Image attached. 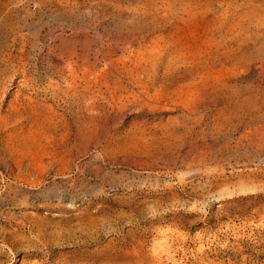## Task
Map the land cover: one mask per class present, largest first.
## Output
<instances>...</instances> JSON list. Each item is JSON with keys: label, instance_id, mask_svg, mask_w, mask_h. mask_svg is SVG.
<instances>
[{"label": "rangeland", "instance_id": "1", "mask_svg": "<svg viewBox=\"0 0 264 264\" xmlns=\"http://www.w3.org/2000/svg\"><path fill=\"white\" fill-rule=\"evenodd\" d=\"M0 61V264H264V0H0Z\"/></svg>", "mask_w": 264, "mask_h": 264}, {"label": "bare ground", "instance_id": "2", "mask_svg": "<svg viewBox=\"0 0 264 264\" xmlns=\"http://www.w3.org/2000/svg\"><path fill=\"white\" fill-rule=\"evenodd\" d=\"M209 23V25H212V27H215L216 25H217V22H208ZM236 23V22H235ZM243 23V22H242ZM254 23V22H253ZM160 24V23H159ZM158 24V25H159ZM168 24V23H167ZM257 24V23H256ZM260 24H261V22H260ZM164 25V24H163ZM237 25H238V23H237ZM240 25H242V24H240ZM245 24H243V26H244ZM258 25V24H257ZM256 25V26H257ZM153 26V25H152ZM160 26V25H159ZM169 26V25H168ZM251 26V25H250ZM156 27V26H155ZM158 27V26H157ZM166 27V26H165ZM164 27V28H165ZM159 28V27H158ZM163 28V27H162ZM187 28V27H186ZM216 28V27H215ZM214 28V29H215ZM229 28H231V27H229ZM233 28V27H232ZM235 28V27H234ZM240 28V27H239ZM154 29V28H153ZM167 29V28H166ZM177 29V28H176ZM212 29V28H211ZM213 29V30H214ZM218 29V28H217ZM161 30V29H160ZM207 30V29H206ZM243 30V29H242ZM156 31V30H155ZM154 31V32H155ZM204 31V30H203ZM208 31V30H207ZM221 31V30H220ZM244 31V30H243ZM228 32V31H227ZM170 33V32H169ZM172 33V32H171ZM175 33H177V32H175ZM236 33V32H235ZM234 33V34H235ZM239 33V32H238ZM253 33V32H252ZM151 34V33H150ZM159 34V33H158ZM204 34H206V33H204ZM211 34H213V33H211ZM156 35V34H155ZM173 35V34H172ZM176 35V34H175ZM221 35V34H220ZM165 36V35H164ZM213 36V35H212ZM218 36V35H217ZM222 37H224V35H221ZM244 36H246V35H244ZM171 37V36H170ZM173 37V36H172ZM209 37V36H208ZM221 37V38H222ZM230 37V36H229ZM232 37V36H231ZM241 37V36H240ZM257 37V36H256ZM169 38V37H168ZM200 38V37H199ZM220 38V39H221ZM243 38V37H242ZM252 38H254V37H252ZM258 38V37H257ZM152 39V38H151ZM165 39H166V37H165ZM248 40H249V38H247ZM144 40V39H143ZM233 40V39H232ZM235 40V39H234ZM242 40V39H241ZM17 41V40H16ZM133 41V40H132ZM166 41V40H165ZM229 41V40H228ZM236 41V40H235ZM142 42V41H141ZM140 42V43H141ZM218 42V41H217ZM240 42V41H239ZM248 42V41H247ZM140 43H139V45H140ZM167 43V42H166ZM235 43V42H234ZM144 44V43H143ZM226 44V43H225ZM240 44V43H239ZM198 45V44H197ZM233 45V44H232ZM238 45V44H237ZM132 46V45H131ZM221 46V45H220ZM219 46V47H220ZM225 46V45H224ZM139 47V46H138ZM222 47V46H221ZM129 48V47H128ZM189 48V47H188ZM198 48V47H197ZM228 48V47H227ZM230 48V47H229ZM239 48V47H238ZM242 48V47H241ZM240 48V49H241ZM87 49V48H86ZM96 49V48H95ZM139 49H140V47H139ZM167 49V48H166ZM199 49V48H198ZM85 50V49H84ZM109 50V49H108ZM128 50V49H127ZM133 50H134V48H133ZM175 50H176V48H175ZM215 51H216V48L214 49ZM218 50V49H217ZM220 51V50H219ZM221 51H223V50H221ZM233 51V50H232ZM110 52H112V51H110ZM129 52V51H128ZM137 52H138V50H137ZM176 52V51H175ZM212 52V51H211ZM237 52V51H236ZM151 53V52H150ZM173 53V52H172ZM213 53V52H212ZM228 53H229V51H228ZM228 53H226V55L228 56ZM244 53V52H243ZM50 54V53H49ZM209 54V53H208ZM221 54V53H220ZM224 54V53H223ZM230 55H231V51H230V53H229ZM66 55H67V53H66ZM129 55V54H128ZM222 55V54H221ZM71 56H72V54H71ZM212 56V55H211ZM140 57V56H139ZM143 57V56H142ZM217 57V56H216ZM216 57H214L215 59H216ZM222 57V56H221ZM224 57V56H223ZM64 58V57H63ZM69 58V57H68ZM72 58V57H71ZM78 58V57H77ZM86 58V57H85ZM103 58H104V55H103ZM162 58V57H161ZM177 58V57H176ZM191 58V57H190ZM208 58H210V57H207V59ZM212 58H213V56H212ZM132 59V58H131ZM206 59V60H207ZM214 59V60H215ZM219 59H220V57H219ZM243 59V58H242ZM246 59V58H245ZM20 60H21V62L22 63H24V61H25V58H20ZM205 60V61H206ZM216 60H218V59H216ZM69 61V60H68ZM90 61V60H89ZM1 62V61H0ZM86 62V61H85ZM91 62V61H90ZM176 62V61H175ZM193 62V61H192ZM211 62H213L212 60H211ZM219 62V61H218ZM223 62H224V60H223ZM2 63V62H1ZM65 63V62H64ZM63 63V65H65ZM118 63V62H117ZM130 63V62H129ZM142 63V62H141ZM141 63H139V62H135L134 63V66L133 67H131L130 66V68L128 67V66H126V65H123L122 66V68L121 67H119V66H117V64H116V62L115 61H112V62H110L107 66H109V68H107V70H105L98 78L99 79H106L107 77L109 78V76H112V75H114L115 77H116V83L118 84V87H119V89L122 91V92H124V93H129V94H131V95H133L134 96V98H135V100H136V103L138 104H140L141 106H142V108H148V109H150V110H153V112H154V110H159V109H162V108H164L165 106L167 107V104H168V100H167V98L169 97V96H172V95H177V93H178V91H179V89L178 90H175L176 92H169L168 90H170V88H171V85H169V84H158V86H156V85H154L149 79V81L147 82V80H146V78H144L143 79V77H142V74H143V72H144V68H143V66H142V64ZM176 63H178V62H176ZM195 63V62H194ZM215 63V62H214ZM217 63V62H216ZM215 63V64H216ZM236 63V62H235ZM8 64V63H7ZM25 64V63H24ZM81 64V63H80ZM128 64V63H127ZM170 64V63H169ZM188 64V63H187ZM191 64V63H190ZM242 64V63H241ZM73 65H74V63H73ZM173 65V64H172ZM176 65V64H175ZM205 65V64H204ZM208 65V64H207ZM207 65H205V66H207ZM211 65V64H210ZM217 65H218V63H217ZM216 65V66H217ZM232 65V64H231ZM238 65H239V63H238ZM25 66H27L26 64H25ZM170 66V65H169ZM205 66H203V67H205ZM219 66V65H218ZM223 66V65H222ZM226 66V65H225ZM234 66V65H233ZM246 66V65H245ZM76 67V66H75ZM75 67H74V69L73 68H71V69H69V72H70V76H68L67 77V79H65L66 77H64V70H62L61 71V75L59 76L60 77V79L61 80H64V82H65V80H66V82H65V85H66V87H65V90L62 92V94H63V97H65V98H69L70 96H71V94H72V96H76V93L79 91V87H80V84L78 83V80H79V76H78V73L76 72V70H75ZM105 67V66H104ZM148 67V66H147ZM151 67V66H150ZM150 67H148V68H150ZM167 67V66H166ZM187 67V66H186ZM221 66H219V68H220ZM228 67V66H227ZM238 67V66H237ZM236 67V68H237ZM262 67V66H261ZM78 68V66L76 67V69ZM83 68V67H82ZM86 68V67H85ZM91 68V67H90ZM157 68V67H156ZM155 68V69H156ZM180 68V67H179ZM239 68V67H238ZM242 68V67H241ZM259 69H260V66L258 67ZM159 69V68H158ZM169 69V68H168ZM173 69V68H172ZM174 69H176V68H174ZM173 69V70H174ZM178 69V68H177ZM194 69V68H193ZM192 69V70H193ZM203 69V68H202ZM206 69H207V67H206ZM218 69V68H217ZM240 69V68H239ZM247 69H249L248 67H247ZM253 69V67L251 68V70ZM263 69V68H262ZM262 69H260V70H262ZM99 70H100V68H99ZM166 70H167V68H166ZM180 70V69H179ZM182 70V69H181ZM180 70V71H181ZM258 70V69H257ZM83 71V70H82ZM211 72H208L207 74H205L203 77H200L199 79L195 76L196 74H194V73H192V74H194V76L192 75L191 76V78L190 77H188V78H190V80H192V83H191V85H189L188 87H190V86H195V87H198V86H201V87H199V88H201V90H204V88H206V87H208V86H210V85H212L213 84V82H214V80L212 81V79H214L215 77H217V75H218V71H216V69L215 70H210ZM226 72V70H224L223 69V72ZM248 71V70H247ZM154 72H156V71H154ZM175 72H177V71H175ZM192 72V71H191ZM202 72V71H201ZM242 72V71H241ZM250 72V71H249ZM80 73V72H79ZM184 73V72H183ZM233 73L234 72H232V76H233ZM236 73H238V72H236ZM243 73V72H242ZM167 74V73H166ZM198 74V73H197ZM229 74V73H228ZM227 74V75H228ZM230 74H231V72H230ZM229 74V75H230ZM240 74V73H239ZM23 75H24V78H26L27 77V74H26V71H24L23 70ZM146 75V74H145ZM172 75H174V74H172ZM200 75V74H199ZM228 75V76H229ZM236 75V74H235ZM82 76V75H81ZM165 76V75H164ZM170 76V75H169ZM177 76V75H176ZM176 76H174V77H176ZM184 76V75H183ZM198 76V75H197ZM237 76V75H236ZM83 77V76H82ZM166 77V76H165ZM174 77H172V78H174ZM179 77H181V76H179ZM185 77H186V75H185ZM240 77H241V75H240ZM243 77V76H242ZM89 78V77H88ZM120 78L122 79V80H120ZM182 78V77H181ZM187 78V77H186ZM226 78V77H225ZM236 78V77H235ZM179 79V78H178ZM237 79H238V77H237ZM236 79V80H237ZM22 80V79H21ZM176 80V79H175ZM184 80V79H183ZM185 80H187V79H185ZM189 80V81H190ZM219 80H221V79H219ZM224 80V79H223ZM222 80V81H223ZM228 80V79H227ZM81 81V80H80ZM103 81V80H102ZM162 81H163V79H162ZM174 81V80H173ZM172 81V82H173ZM176 81H178V80H176ZM188 81V82H189ZM224 81H226V80H224ZM231 81V80H230ZM30 82V81H29ZM88 82V81H87ZM170 82V81H169ZM171 82V83H172ZM180 82V81H179ZM229 82V81H228ZM235 82V81H234ZM233 82V83H234ZM52 83V82H51ZM161 83V82H160ZM170 83V84H171ZM182 83V82H181ZM224 83V82H223ZM25 84V83H24ZM185 84V83H184ZM187 85H188V83H186ZM237 84V83H236ZM27 85V84H26ZM175 85V84H174ZM224 85V84H223ZM222 85V86H223ZM94 86V85H93ZM173 86V85H172ZM185 86V85H184ZM51 87V90L53 91V90H56V91H60L61 90V88L63 89V87L60 85V84H57V83H55V84H53L52 86H50ZM129 87H132L133 88V90H135V92L134 91H130L129 90ZM177 87V86H176ZM187 87V86H186ZM218 87V86H217ZM220 87V86H219ZM49 88V87H48ZM185 88V87H184ZM191 88H193V87H191ZM45 89V88H44ZM182 88H180V90H181ZM222 89V88H221ZM230 89H232V88H230ZM234 89V88H233ZM183 90V89H182ZM181 90V91H182ZM235 90V89H234ZM237 90V89H236ZM235 90V91H236ZM195 91V90H194ZM207 91V90H206ZM61 92H59L60 94H61ZM84 92V91H83ZM118 92V91H117ZM180 92V91H179ZM229 92V91H228ZM231 92V91H230ZM19 93V92H18ZM80 93H81V91H80ZM79 93V94H80ZM119 93V92H118ZM215 93V92H214ZM232 93V92H231ZM235 93V92H234ZM233 93V94H234ZM94 94V93H93ZM117 94V93H116ZM206 94V93H205ZM232 94V95H233ZM86 95V94H85ZM208 95V94H207ZM212 95V94H211ZM225 95H226V93H225ZM238 95V94H237ZM240 95V94H239ZM113 96V95H112ZM79 97V96H78ZM98 97V96H97ZM131 97V96H130ZM212 97V96H211ZM238 97H240V96H238ZM53 98V97H52ZM76 98V97H75ZM74 98V99H75ZM80 98V97H79ZM82 98V97H81ZM94 98H96V96H94ZM247 98V97H246ZM248 98H252V97H248ZM30 99V98H29ZM54 99V98H53ZM89 99V98H88ZM93 99V98H92ZM169 99V98H168ZM238 99V98H237ZM69 100V99H68ZM94 100V99H93ZM170 100V99H169ZM30 101V100H29ZM35 101V100H34ZM67 101V100H66ZM78 101V100H77ZM89 101V100H88ZM96 101V100H95ZM203 101V100H202ZM214 101V100H213ZM248 100H246V102H247ZM15 102V101H14ZM36 102V101H35ZM65 102V101H64ZM69 102V101H68ZM87 102V101H86ZM86 102H85V104H86ZM91 102V101H90ZM170 102V101H169ZM31 103V102H30ZM37 103V102H36ZM35 103V104H36ZM39 103H41V102H39ZM39 103H37V104H39ZM43 103V102H42ZM75 103V102H74ZM135 103V102H134ZM250 103V102H249ZM29 104V103H28ZM78 104V103H77ZM81 104V103H80ZM101 104V103H100ZM32 105V104H31ZM171 105V104H170ZM40 106V105H39ZM49 106H50V104H49ZM79 106V105H78ZM30 107V106H29ZM41 107V106H40ZM39 107V108H40ZM81 107V106H80ZM88 107H89V105H88ZM140 107V106H139ZM165 107V108H166ZM19 108V107H18ZM31 108V107H30ZM32 108H33V106H32ZM38 108V109H39ZM44 108V107H43ZM47 108V107H46ZM99 108V107H98ZM164 108V110L163 111H165L166 109ZM251 108V107H250ZM37 109V108H36ZM37 109V110H38ZM42 109V108H41ZM81 109V108H80ZM88 109V108H87ZM169 109H170V107H169ZM176 109V108H175ZM245 109H247V108H245ZM92 110V109H91ZM18 111V110H17ZM24 111V110H23ZM139 111V110H138ZM142 111V110H141ZM161 111V110H160ZM171 111V110H170ZM34 112V111H33ZM91 112V111H90ZM256 112V111H255ZM32 113V112H31ZM37 113V112H36ZM113 113V112H112ZM189 113V112H188ZM28 114V113H27ZM35 114V113H34ZM43 115V114H42ZM21 117V116H20ZM46 118V117H45ZM56 118V117H55ZM21 119V118H20ZM34 120V119H33ZM53 120V119H52ZM98 120V119H97ZM36 121V120H35ZM44 121V120H43ZM53 123V122H52ZM60 123H61V121H60ZM67 123V122H66ZM37 124V123H36ZM44 125V124H43ZM42 125V126H43ZM65 125H67V124H65ZM70 125V124H69ZM58 126V125H57ZM85 128V127H84ZM51 129V128H50ZM87 129V128H86ZM54 130V129H53ZM55 131V130H54ZM95 131V130H94ZM88 133H89V131H88ZM91 133V132H90ZM51 134V133H50ZM57 134V133H56ZM92 134V133H91ZM60 136V135H59ZM63 136V135H62ZM96 137V136H95ZM64 143V142H63ZM89 213V212H88Z\"/></svg>", "mask_w": 264, "mask_h": 264}]
</instances>
